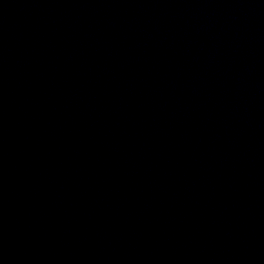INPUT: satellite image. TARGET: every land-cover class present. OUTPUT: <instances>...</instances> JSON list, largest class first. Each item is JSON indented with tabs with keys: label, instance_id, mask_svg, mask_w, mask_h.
<instances>
[{
	"label": "water",
	"instance_id": "95a60500",
	"mask_svg": "<svg viewBox=\"0 0 264 264\" xmlns=\"http://www.w3.org/2000/svg\"><path fill=\"white\" fill-rule=\"evenodd\" d=\"M0 264H264V0H0Z\"/></svg>",
	"mask_w": 264,
	"mask_h": 264
}]
</instances>
